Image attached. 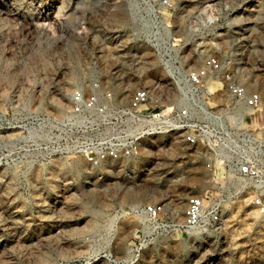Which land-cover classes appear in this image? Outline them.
Returning a JSON list of instances; mask_svg holds the SVG:
<instances>
[{
  "label": "rangeland",
  "instance_id": "374dc122",
  "mask_svg": "<svg viewBox=\"0 0 264 264\" xmlns=\"http://www.w3.org/2000/svg\"><path fill=\"white\" fill-rule=\"evenodd\" d=\"M166 1L0 0V264H264V214L247 199L227 202L219 227L205 218L180 226L188 195L215 192L176 133L145 137L130 157L94 167L82 156L41 160L15 127L61 116L70 91L92 80L116 99L123 89L121 101L146 86L170 103L160 55L182 67L205 55L230 61L260 93L254 116L264 124V0ZM157 29L170 48L146 43ZM158 201L161 222L142 211Z\"/></svg>",
  "mask_w": 264,
  "mask_h": 264
},
{
  "label": "built area",
  "instance_id": "2783aa9c",
  "mask_svg": "<svg viewBox=\"0 0 264 264\" xmlns=\"http://www.w3.org/2000/svg\"><path fill=\"white\" fill-rule=\"evenodd\" d=\"M142 3L150 6L149 0ZM144 40L154 50L170 48L160 29L154 31L152 42ZM159 64L174 94L168 110L146 86L133 89L121 101L122 95L116 99L105 85L92 80L70 91L61 116L40 113L26 124L16 123L23 131L21 140L43 161L51 154L82 156L96 167L130 157L145 137L176 133L180 143L202 161L215 192L208 196L204 190L185 198L183 229L195 227L203 218L219 227L227 202L240 197L264 214V124H250L262 108L260 93L247 90L230 61L215 55H205L197 67H182L177 58L161 55ZM142 211L153 221L161 222L166 215L160 201L143 205Z\"/></svg>",
  "mask_w": 264,
  "mask_h": 264
},
{
  "label": "bare ground",
  "instance_id": "6f19581e",
  "mask_svg": "<svg viewBox=\"0 0 264 264\" xmlns=\"http://www.w3.org/2000/svg\"><path fill=\"white\" fill-rule=\"evenodd\" d=\"M216 87H217V88L219 87L218 84H217ZM116 93H117V94H120V95L123 96L124 90L122 89L121 91H118V92H116ZM164 105H165V110H168V108H169V104H168V103H165ZM62 106H63L62 101H61V100L57 101L56 107H57V108H60V107H62ZM260 116H261V115H260ZM250 124L253 125V126H259V125H260V123L257 121V119L255 118V116L251 118V122H250ZM174 211H175V212L178 211V206H175V207H174Z\"/></svg>",
  "mask_w": 264,
  "mask_h": 264
}]
</instances>
